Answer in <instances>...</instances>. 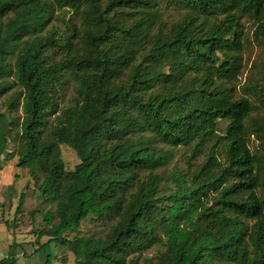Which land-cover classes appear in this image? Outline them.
Listing matches in <instances>:
<instances>
[{"label":"trees","instance_id":"trees-1","mask_svg":"<svg viewBox=\"0 0 264 264\" xmlns=\"http://www.w3.org/2000/svg\"><path fill=\"white\" fill-rule=\"evenodd\" d=\"M161 3L184 10L169 28ZM55 8L83 19V47L60 61L53 36L41 35ZM244 17L264 37V0H0V97L14 85L23 94L22 117L0 113V170L18 127V166L42 176L40 196L56 203V213L43 214L37 240L49 239L41 247H68L74 264H129L155 245L163 250L145 264H264V155L248 145L254 134L264 150V117L253 115L249 97L264 88L237 89ZM66 72L78 79L79 98L60 109ZM58 112L47 131V115ZM220 120L228 121V165L215 173L210 156L190 177L176 168L173 189L160 194L165 179L156 171L172 158L165 145L193 143L196 152ZM61 144L80 159L73 170ZM228 172L238 180L223 186ZM89 217L113 221L109 233L65 237ZM5 223L11 229L17 219Z\"/></svg>","mask_w":264,"mask_h":264},{"label":"rangeland","instance_id":"rangeland-1","mask_svg":"<svg viewBox=\"0 0 264 264\" xmlns=\"http://www.w3.org/2000/svg\"><path fill=\"white\" fill-rule=\"evenodd\" d=\"M105 0H103L104 2ZM184 10L175 5L165 6L161 3V14L163 25L169 28L176 20L180 19ZM243 29V67L236 81L237 89L240 93L243 92L242 86L254 85L264 88V37L256 34L257 23L253 18L244 17L241 21ZM74 27H77V36H71ZM83 29V19L80 12H74L72 9L55 8L54 14L48 20L47 24L41 30L43 36H53L52 46H50V53L54 61H60L68 53H76L83 47L80 34ZM9 61L14 63L13 57ZM9 80L13 81L14 77L9 76ZM64 84L59 89L58 103L59 108L73 105L78 95V79L70 72H66ZM252 103L255 105L254 116L264 117V95L257 91L255 95H249ZM13 103V104H10ZM0 113H6L9 118L23 116V94H21V87L14 85L9 92L0 97ZM59 114L47 115V131L55 123V117ZM228 121L220 120L214 132V135H208L199 142V147L196 152H193L194 144L168 146L165 148L172 151V158L169 163L158 169L159 173L165 181L160 187V194H167L173 189V184L167 180L174 169L187 173L188 177L191 173H197L201 165L206 163L210 156L216 160L212 161L210 169L215 173L222 171L228 165V158L225 149L224 135ZM19 128L13 130V137L10 138L7 148L3 155L2 168L0 170V207L4 212V217L8 222L17 219V223L13 225L12 229L18 228L20 232L13 235V240L23 241L15 243L13 246L2 247L0 250V264L6 260L4 264H11L12 260L5 258L7 254L14 257V264H74L75 254L68 249V247L52 241L47 246L41 247V244L46 242L49 238L44 236L41 240H37V234L46 227V222L43 214L48 211L56 213V203L49 202L39 193V184L42 176L34 177L28 168L18 166L17 152L20 148V136L17 134ZM19 133V132H18ZM261 140L254 134H251L248 139V145L252 153L264 155V150L261 147ZM61 153L65 161L66 168L73 170L80 162V159L72 148L66 144H61ZM13 153L15 158L8 159L7 155ZM237 181L238 176L232 175L230 172L226 173L224 177L225 186L230 181ZM222 186V187H223ZM260 195V188L257 190ZM24 194L23 212L17 213L16 209L20 202L21 195ZM216 195L215 192H212ZM248 196L246 192H239L238 198H245ZM212 202H210L211 204ZM6 222V221H5ZM56 217L53 223H57ZM254 220H248L249 225L254 224ZM3 224L5 225L4 221ZM113 221L101 222L93 217H89L82 222L81 228L77 231L68 232L65 237L68 239H75L83 236H91L94 238L105 237L111 230ZM5 232L0 233V238ZM163 247L155 245L142 253L131 254L128 258L129 264L135 258L138 264H145L148 261H156L160 251Z\"/></svg>","mask_w":264,"mask_h":264},{"label":"crops","instance_id":"crops-1","mask_svg":"<svg viewBox=\"0 0 264 264\" xmlns=\"http://www.w3.org/2000/svg\"><path fill=\"white\" fill-rule=\"evenodd\" d=\"M8 219L6 217H4V212L2 211L1 207H0V233H4L7 234V235H4L0 238V250L2 247H9L10 245H14L15 243H21L22 244V240L21 241H15L13 240V235L11 234H16L17 232H20L18 228H15V229H9L7 226H6V223L5 221H7ZM3 221L5 223V225L3 224ZM5 258L7 259H11L12 262H14V257L11 256L10 254H7L5 256Z\"/></svg>","mask_w":264,"mask_h":264}]
</instances>
